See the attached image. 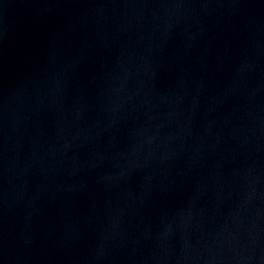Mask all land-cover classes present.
I'll return each mask as SVG.
<instances>
[{
    "label": "water",
    "instance_id": "obj_1",
    "mask_svg": "<svg viewBox=\"0 0 264 264\" xmlns=\"http://www.w3.org/2000/svg\"><path fill=\"white\" fill-rule=\"evenodd\" d=\"M0 264H264V0H0Z\"/></svg>",
    "mask_w": 264,
    "mask_h": 264
}]
</instances>
